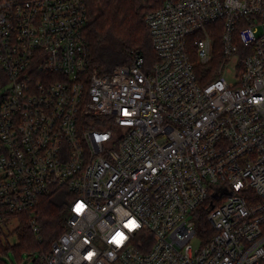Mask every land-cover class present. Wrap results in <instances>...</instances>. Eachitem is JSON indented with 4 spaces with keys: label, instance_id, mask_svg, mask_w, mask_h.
Masks as SVG:
<instances>
[{
    "label": "built area",
    "instance_id": "obj_1",
    "mask_svg": "<svg viewBox=\"0 0 264 264\" xmlns=\"http://www.w3.org/2000/svg\"><path fill=\"white\" fill-rule=\"evenodd\" d=\"M145 20L155 59L100 73L86 0H0V226L67 188L39 264H264V0Z\"/></svg>",
    "mask_w": 264,
    "mask_h": 264
},
{
    "label": "trees",
    "instance_id": "obj_2",
    "mask_svg": "<svg viewBox=\"0 0 264 264\" xmlns=\"http://www.w3.org/2000/svg\"><path fill=\"white\" fill-rule=\"evenodd\" d=\"M90 24L86 30L89 43V67L100 73H108L115 66L131 61L133 52H140L146 62L155 59L152 37L146 23V15L162 6L165 0H86ZM221 44V40H218ZM217 76L216 72H197L200 83H207ZM59 189L44 194L33 214L14 213L6 222L19 219L16 228L19 243L2 246L0 251L12 250L16 257L27 251L35 264L41 262L37 253H47L52 242L66 228L67 213L62 206ZM72 195V194H71ZM73 196V195H72ZM32 218L39 228L35 232ZM202 221H205L202 219ZM5 222V223H6ZM0 264H8L0 259Z\"/></svg>",
    "mask_w": 264,
    "mask_h": 264
},
{
    "label": "rangeland",
    "instance_id": "obj_3",
    "mask_svg": "<svg viewBox=\"0 0 264 264\" xmlns=\"http://www.w3.org/2000/svg\"><path fill=\"white\" fill-rule=\"evenodd\" d=\"M59 193L60 199L62 200V206L66 213H68V205L72 199V195L67 188H61L57 192ZM18 227V220H11L9 223L0 226V241L2 246H6L8 243L11 245L18 244L19 236L16 231ZM39 253H37V257H39ZM0 259L5 261L8 264H35L34 261L31 260L27 251H24L22 256L16 257L12 250H9L8 253H2L0 251Z\"/></svg>",
    "mask_w": 264,
    "mask_h": 264
},
{
    "label": "snow or ice",
    "instance_id": "obj_4",
    "mask_svg": "<svg viewBox=\"0 0 264 264\" xmlns=\"http://www.w3.org/2000/svg\"><path fill=\"white\" fill-rule=\"evenodd\" d=\"M117 236H121V237H122V234H120V233H117ZM117 242H119V241H117Z\"/></svg>",
    "mask_w": 264,
    "mask_h": 264
}]
</instances>
